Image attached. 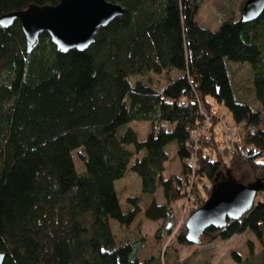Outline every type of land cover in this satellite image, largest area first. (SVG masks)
I'll list each match as a JSON object with an SVG mask.
<instances>
[{
	"label": "trees",
	"instance_id": "16d2710c",
	"mask_svg": "<svg viewBox=\"0 0 264 264\" xmlns=\"http://www.w3.org/2000/svg\"><path fill=\"white\" fill-rule=\"evenodd\" d=\"M106 1L123 13L84 51L60 53L43 34L27 54L19 22L0 27L2 264H162L139 261L145 244L130 237L129 227L142 211L151 222L169 219L170 204L186 197L190 133L211 101L245 129L229 163L250 167L264 183V11L253 22L229 18L212 31L195 21L193 0ZM59 2L0 0V17ZM234 63L250 66L252 100L234 94ZM143 122L151 129L140 140L128 125ZM212 138L202 141L205 149ZM169 150L181 176L163 177ZM220 169L202 154L196 169L202 185L192 192L210 193ZM127 171L138 177L142 196L161 189L164 204L151 199L141 208L138 196L122 208L115 185ZM110 220L126 230L120 245ZM246 231L262 241L264 202L206 233L226 240ZM176 241L190 244L186 231ZM258 257L264 264V254ZM233 260L244 264L237 255Z\"/></svg>",
	"mask_w": 264,
	"mask_h": 264
},
{
	"label": "rangeland",
	"instance_id": "374dc122",
	"mask_svg": "<svg viewBox=\"0 0 264 264\" xmlns=\"http://www.w3.org/2000/svg\"><path fill=\"white\" fill-rule=\"evenodd\" d=\"M198 2L195 21L203 28L216 30L218 26L229 18L238 19L240 17L242 6L245 0H193ZM235 64V63H234ZM229 72L232 78V85L236 97L245 100H252L251 93V70L248 64H235L229 66ZM240 99V100H241ZM238 100V99H237ZM214 114L205 112L202 123L190 135H194L189 150L193 152L195 169L199 166V157L202 154L209 153L213 160L220 164V172L214 179L213 184H218L227 179L236 183L247 185L253 182L255 171L250 167H242L243 170L232 166L229 163V156L232 153L233 143L242 144L244 128L242 125L232 124L230 116L222 106L216 105L211 101ZM220 116V117H218ZM129 128L137 133L140 140L146 138L151 126L148 123H130ZM211 135V144L205 149L202 141ZM229 149V150H228ZM169 160L165 164L164 178L172 176H181V163L172 150H169ZM74 164L79 172L83 170V164L77 157V152L72 154ZM189 187L186 197L171 203L169 206L171 217L169 219L151 222L144 216L143 211L137 215L129 227L131 236L138 237L145 244V248L138 255L140 262L148 259H160L162 264H235L233 255L239 256L244 264H259V255L264 254V237L258 241L255 236L246 231L241 234L231 236L229 239L222 240L217 234H204L200 236L198 243L180 245L176 237L186 231V221L192 212L199 209L209 197L210 193H194L197 187H201V176L190 175ZM212 183V182H211ZM119 201L122 208L127 207L128 197H141L140 206L145 208L154 199L159 205L164 204L162 190L158 189L152 197L142 196L140 193V182L138 177L131 171H127L124 178L115 185ZM192 192V193H191ZM207 194V195H206ZM264 193H259L255 197V203L264 202ZM112 234L117 245L124 240L126 230L117 222L109 221ZM252 248V255H249V248ZM252 260V262H251Z\"/></svg>",
	"mask_w": 264,
	"mask_h": 264
},
{
	"label": "water",
	"instance_id": "95a60500",
	"mask_svg": "<svg viewBox=\"0 0 264 264\" xmlns=\"http://www.w3.org/2000/svg\"><path fill=\"white\" fill-rule=\"evenodd\" d=\"M264 11V0H246L240 20L250 23ZM123 9L106 0H60L55 5H31L25 10L0 17V27L9 28L19 22L25 38V50L29 54L38 44L41 35H48L50 42L60 53L70 50L84 51L95 42L100 28L122 15ZM264 193L260 179L243 185L230 179L214 184L204 204L191 213L186 221V240L196 244L209 229L220 230L228 221H236L249 212L255 197ZM4 254L0 252V264Z\"/></svg>",
	"mask_w": 264,
	"mask_h": 264
},
{
	"label": "built area",
	"instance_id": "2783aa9c",
	"mask_svg": "<svg viewBox=\"0 0 264 264\" xmlns=\"http://www.w3.org/2000/svg\"><path fill=\"white\" fill-rule=\"evenodd\" d=\"M214 110L213 111H210V113L211 114H214ZM194 131V130H193ZM193 131H191V133L193 132ZM194 139V135H190V142H189V146H190V144H191V142H192V140ZM189 146H188V149H189ZM193 154V152L190 150V158H188L187 160H186V163H187V166L189 167V169L191 170V173H190V175L192 174L193 176H196V169H197V167H196V169H195V162H196V159L194 158V155H192Z\"/></svg>",
	"mask_w": 264,
	"mask_h": 264
}]
</instances>
